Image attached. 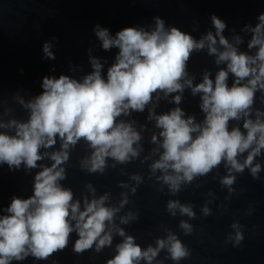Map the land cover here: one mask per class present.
<instances>
[{
	"label": "clouds",
	"instance_id": "9594fccd",
	"mask_svg": "<svg viewBox=\"0 0 264 264\" xmlns=\"http://www.w3.org/2000/svg\"><path fill=\"white\" fill-rule=\"evenodd\" d=\"M257 19L254 27L245 26L251 33L247 47L256 49L254 55L239 50L241 37H233L235 44L225 37L227 25L215 15L211 17L215 34L208 31L199 40L177 27L166 28L159 17L151 30L125 27L115 36L96 25L94 32L103 50H119L106 77L101 61L90 57L92 71L82 80L67 75L46 76L39 95L27 102L20 99V104L29 111L26 121H0V129L11 130L0 131V165L6 164L10 170L22 165L26 171L41 169L34 177L32 195L14 196L4 210L7 214L0 215V264H12L28 256L47 260L66 248L73 232L78 235L73 249L77 254L93 246L97 252L111 246L114 233L123 237L107 264H140L142 260L152 264L161 250H166L174 262L188 258L190 250L171 231L165 238H158L155 247L142 248L133 236L116 225L117 214L129 202L127 193H121L119 206H111L109 194L97 198L89 184L92 196L83 197L81 208V201L74 200L73 191L60 183L66 178L62 165L81 140L92 150L81 161V168L89 173L103 174L109 158L120 164L137 158L143 151L139 144L141 134L133 122L118 118L143 112L152 104L154 94L157 100L161 93L164 98L171 96L170 102L179 105L188 88L192 95L200 94L204 114L201 122H196L194 116L185 117L179 106L162 114H156V105L149 109L148 120H154L155 127L160 129L158 136L151 137V142L157 145L152 154L158 155L150 165L151 174L159 172L157 181L166 185L173 196L181 191L182 185L208 175L222 163L227 174L220 184L230 194L235 192L236 174H243L246 168L254 179H259L262 165L254 160L264 155V110L256 109L255 118L252 117L256 93L264 94V13ZM205 48L215 57L216 65L226 67L216 72L214 80L205 71L202 81L194 84L188 76V61L194 51ZM51 49V43H44V55L55 59ZM261 102L264 103V95ZM241 120L243 131L239 126L229 127L230 121ZM58 140L59 150L41 151L52 149ZM45 158L52 161L51 166L38 164ZM131 179L137 185L142 181L138 175ZM131 192L135 194L136 188H131ZM166 210L173 217L179 211L189 219L196 218L192 206L179 200H169ZM202 213L211 215L207 204ZM137 218L130 211L120 217V223L128 224ZM179 227L185 235L193 232L187 221L181 220ZM231 228L233 233H229L226 243L239 246L244 239L243 225L234 221Z\"/></svg>",
	"mask_w": 264,
	"mask_h": 264
}]
</instances>
